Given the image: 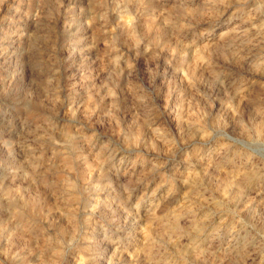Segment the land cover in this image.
<instances>
[{
  "label": "rangeland",
  "instance_id": "374dc122",
  "mask_svg": "<svg viewBox=\"0 0 264 264\" xmlns=\"http://www.w3.org/2000/svg\"><path fill=\"white\" fill-rule=\"evenodd\" d=\"M0 264H264V0H0Z\"/></svg>",
  "mask_w": 264,
  "mask_h": 264
}]
</instances>
